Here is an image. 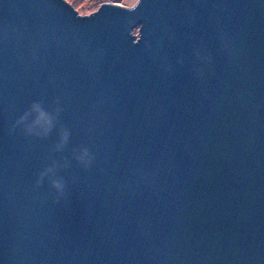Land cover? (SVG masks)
Here are the masks:
<instances>
[{
	"label": "water",
	"instance_id": "1",
	"mask_svg": "<svg viewBox=\"0 0 264 264\" xmlns=\"http://www.w3.org/2000/svg\"><path fill=\"white\" fill-rule=\"evenodd\" d=\"M0 264H264V0H0Z\"/></svg>",
	"mask_w": 264,
	"mask_h": 264
},
{
	"label": "rangeland",
	"instance_id": "2",
	"mask_svg": "<svg viewBox=\"0 0 264 264\" xmlns=\"http://www.w3.org/2000/svg\"><path fill=\"white\" fill-rule=\"evenodd\" d=\"M79 15L90 14L104 2H114L127 6L133 5L137 0H66ZM138 26L134 27L133 34L138 35Z\"/></svg>",
	"mask_w": 264,
	"mask_h": 264
}]
</instances>
